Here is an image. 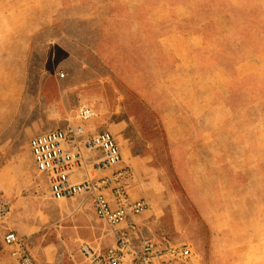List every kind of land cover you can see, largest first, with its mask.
<instances>
[{
	"label": "rangeland",
	"instance_id": "obj_1",
	"mask_svg": "<svg viewBox=\"0 0 264 264\" xmlns=\"http://www.w3.org/2000/svg\"><path fill=\"white\" fill-rule=\"evenodd\" d=\"M59 26L91 71L73 102L95 108L134 167V195L149 202L145 237L190 244L193 264H264V0H0V196L13 207L0 223V264H19L5 229L29 238L41 218L65 228L28 121L35 98L54 102L27 84L39 89L30 77L47 72L52 47L41 35ZM53 113L37 116L66 123V110Z\"/></svg>",
	"mask_w": 264,
	"mask_h": 264
},
{
	"label": "built area",
	"instance_id": "obj_2",
	"mask_svg": "<svg viewBox=\"0 0 264 264\" xmlns=\"http://www.w3.org/2000/svg\"><path fill=\"white\" fill-rule=\"evenodd\" d=\"M97 115L91 104L78 99L64 125L36 133L29 141L47 193L58 200L89 201L114 235L104 248L80 246L88 264H193L190 244L133 238L138 229L134 217L147 210L149 202L131 197L134 167L123 157L113 132L94 124ZM12 209L0 196V223ZM4 242L13 247L11 255L19 264H39L28 238L18 230L5 229Z\"/></svg>",
	"mask_w": 264,
	"mask_h": 264
},
{
	"label": "crops",
	"instance_id": "obj_3",
	"mask_svg": "<svg viewBox=\"0 0 264 264\" xmlns=\"http://www.w3.org/2000/svg\"><path fill=\"white\" fill-rule=\"evenodd\" d=\"M41 32L43 31H40V33ZM41 37L45 40L46 38L50 39V42L52 43L50 53L47 55L45 54L44 57H42V60L46 62L45 65L47 72L33 73L34 77H30L32 78L31 81H37L39 79L42 81V83L39 85V89L38 83H36L37 85L35 86V83L31 82V84L28 83L27 86L29 88V94L32 95L34 87V90H39L41 94L43 93L47 95V93H49L54 102L52 107H48L47 109L41 106V102L40 100H37V98H35L34 102H31L30 112L32 111V113L34 112L35 114L29 115L28 121L30 123L32 122L31 125L33 131H35L34 134L58 126L55 125L56 121L53 120H51V122L50 120L43 122L38 118L40 114L46 115L48 118V114L50 115V113L52 114L54 112L53 114L58 116V114H63V111L65 113L66 110V116L64 118H68L74 105L73 101L79 94L77 89L85 84L84 81L86 78L88 79L87 75L89 72H91L89 69H85L84 71V67L79 66L83 62L73 58V55H75L73 51L67 52V50H70L69 47L71 48L72 45L76 44L74 42L76 40L71 35H69L62 26H59V29L55 28L52 30H44V34L42 33ZM63 45L65 46L63 49L65 56L69 57L61 60L58 57V52L61 49L59 47H62ZM41 51H43V49H41ZM90 62H94V60ZM60 68H64L66 71V73H62L63 75L61 76L58 72ZM84 74H86V76ZM94 77L95 76L93 75L91 78ZM27 92L28 89L25 95ZM41 94L37 95V97H39ZM27 100H30V98L25 97L24 102ZM23 108L27 109L28 104L26 103L25 107ZM97 128L105 129L103 127L99 128L98 126ZM44 186L45 185L43 183V186L41 185L35 190L44 192ZM129 188L132 197L137 198L138 196H135L133 193V189L135 187H132V180ZM47 195L50 196L49 193H47ZM50 200L54 201L58 209V215L61 216V218L64 213H68V215L66 218L61 219V224L65 225V228L56 229V231L52 228H49V225H42L46 223L42 218L40 221L41 223L36 224L34 220L31 222L32 227L29 231H27V234L29 235V238H27L31 243V248L33 251L38 247L37 250H39L40 264H82V262L80 263L76 260V256L78 257L82 255V252L80 251V245L83 244V242H86L94 248H104L114 240L113 233L106 227V224L104 226L103 219L97 215L93 205L89 201L85 200L86 202H82V198ZM143 212L134 217V220L138 224V229L134 231L133 238L137 240L148 236L147 230L151 226L150 214L148 212ZM73 218L76 227H73L72 230L69 231V223L73 224ZM124 225L125 224H122L121 226ZM67 237L69 240L72 239L71 244L68 247L65 245V241L63 240ZM32 243L34 245H32ZM63 245H65V248L62 247Z\"/></svg>",
	"mask_w": 264,
	"mask_h": 264
}]
</instances>
